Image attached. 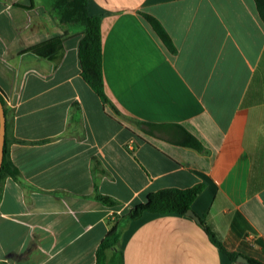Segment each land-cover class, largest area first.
Wrapping results in <instances>:
<instances>
[{
    "label": "crops",
    "instance_id": "crops-1",
    "mask_svg": "<svg viewBox=\"0 0 264 264\" xmlns=\"http://www.w3.org/2000/svg\"><path fill=\"white\" fill-rule=\"evenodd\" d=\"M52 4L0 0V90L17 170L0 180V262L95 264L110 215L156 190L203 184L191 210L225 249L264 264V23L254 1L88 0L107 103L80 76V27L60 23ZM54 37L61 47L50 56L29 50ZM184 131L201 151L180 144ZM115 249L122 264H241L178 214L124 223Z\"/></svg>",
    "mask_w": 264,
    "mask_h": 264
},
{
    "label": "trees",
    "instance_id": "trees-1",
    "mask_svg": "<svg viewBox=\"0 0 264 264\" xmlns=\"http://www.w3.org/2000/svg\"><path fill=\"white\" fill-rule=\"evenodd\" d=\"M258 16L264 23V0H253ZM88 0H53L52 9L58 21L63 24H75L80 27L81 38L78 42L77 57L80 66V76L95 94L107 103L108 99L104 93L103 79L101 72V37L99 21L100 17L89 14L87 10ZM141 16L149 24L161 43L170 53H175L176 48L161 25L152 15L140 12ZM62 38L54 37L45 42L31 47L29 50L42 56H50L61 47ZM0 101L4 107L2 92L0 90ZM5 114V107H4ZM147 124V123H144ZM6 126V122H5ZM181 145L201 151L200 142L192 135L184 131V138ZM8 140L5 137L3 146V159L0 167V180L5 176L15 177L17 170L10 162L7 152ZM203 184H197L189 188H163L149 193L143 203L132 207L126 214H113L107 219V232L101 240L95 252V264H122L123 255L116 247L124 223L139 218L144 212L155 214H178L185 215L191 209L195 197L201 192ZM96 199L109 206L114 205L113 199L108 196L96 194ZM199 225L207 234L211 243L229 260L235 261L238 253L228 251L220 242L219 238L200 219ZM110 249V255L106 252ZM249 264H262L256 259L246 258ZM0 264H7L0 262Z\"/></svg>",
    "mask_w": 264,
    "mask_h": 264
},
{
    "label": "water",
    "instance_id": "water-1",
    "mask_svg": "<svg viewBox=\"0 0 264 264\" xmlns=\"http://www.w3.org/2000/svg\"><path fill=\"white\" fill-rule=\"evenodd\" d=\"M5 114H4V107L0 101V167H1V162L3 159V146L5 142ZM186 216L191 217L195 222L199 223L200 218L197 216L191 209L187 210L185 212ZM115 249V247H113ZM236 262L241 263V264H249L247 259L241 255L237 256L235 259Z\"/></svg>",
    "mask_w": 264,
    "mask_h": 264
},
{
    "label": "rangeland",
    "instance_id": "rangeland-1",
    "mask_svg": "<svg viewBox=\"0 0 264 264\" xmlns=\"http://www.w3.org/2000/svg\"><path fill=\"white\" fill-rule=\"evenodd\" d=\"M124 119H125V121H128V122H130V123L132 122V121H131V120H129V119H126V118H124Z\"/></svg>",
    "mask_w": 264,
    "mask_h": 264
}]
</instances>
